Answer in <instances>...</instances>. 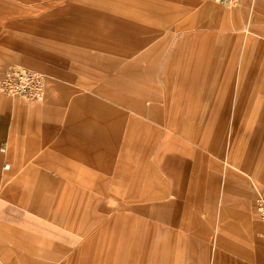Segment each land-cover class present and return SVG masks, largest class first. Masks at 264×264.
I'll list each match as a JSON object with an SVG mask.
<instances>
[{
	"label": "rangeland",
	"instance_id": "374dc122",
	"mask_svg": "<svg viewBox=\"0 0 264 264\" xmlns=\"http://www.w3.org/2000/svg\"><path fill=\"white\" fill-rule=\"evenodd\" d=\"M72 1L79 0H0V83L13 67L32 69L45 78L44 92L39 98L7 96L0 92V117L9 113V128L5 132L15 133L13 136L21 141L23 150L31 148L30 140H37L44 151L63 135L70 101L79 93H59L62 86L86 83L95 88L102 81L98 70L88 69L91 62L86 56L95 59L98 55L93 45L88 47L82 40L65 39L64 36L58 39V33L67 28L84 27L79 20L87 15L85 12L62 8ZM91 1L98 3L100 0ZM109 1L117 3L120 0ZM154 1L150 5L165 3L174 14L148 15V8L141 4H138L139 10L144 7L142 12L149 16V26L161 31L158 38L166 37L168 31L169 35L167 33L158 54L146 61L152 66L149 77L134 84L164 99L161 103L164 108L158 113L164 120L160 125L164 126L157 127L152 122L148 129L138 127L136 122L124 121L119 136L126 143L124 153L142 156L143 152L131 142H153L155 129L162 132L155 136L159 146L174 144L175 149L166 154L174 155L175 159L166 162L165 167L169 169L164 171L167 174L173 170L176 179H185L184 239L179 249L189 253V249L206 250L202 264H264V221L254 204L258 195L264 197V103L256 108L246 107L247 114L238 129L233 124L236 93L231 110L227 113L225 110L229 72L233 71L236 76L233 91H238V76L246 59L250 67L255 62L259 66L256 59L260 58L264 68V0H242L236 4H219L213 0H159L160 4ZM206 4L238 10L246 16L208 13L203 9ZM178 9L182 12L177 15ZM178 23L184 25L182 31L176 33ZM246 28L251 29L248 35L244 31ZM195 32L196 47L191 48L187 38ZM251 39L258 40L259 47ZM177 50L181 56L173 54ZM28 57L36 62L27 60ZM94 61L98 64L96 59ZM192 61H195L193 78L190 77ZM59 71H69L72 79L60 76ZM165 73L175 76L163 81ZM136 91L118 89L115 92L136 97ZM258 93L264 100V88ZM64 97L67 104L57 114ZM35 108L37 112L33 111ZM15 110L22 111L19 121L25 126L17 133L14 130L17 119L10 118ZM8 145V142H0V154L5 155L12 149ZM150 150L154 153L152 148ZM64 153L69 154L55 151L56 156ZM116 154L118 156L119 152ZM55 161L48 166L41 163L42 166L30 167L12 157L0 158V264L50 263L51 249L60 263L62 255L58 252L61 249L54 248L55 239L80 236L65 225L54 226L56 172H68L63 164ZM80 168L88 170L76 161L74 170ZM43 172L49 177V184L43 180L39 184H29L28 176L36 178ZM175 186L176 183L171 185ZM99 202L107 207L117 205L114 200H105L103 195L96 200H86L84 208L92 219L83 224L77 221V226L85 230L93 224L95 204ZM78 203L75 209L79 208ZM72 204L70 200V209ZM239 249H247L251 254L246 255ZM97 252L98 249L90 250L92 255Z\"/></svg>",
	"mask_w": 264,
	"mask_h": 264
},
{
	"label": "crops",
	"instance_id": "0c3cea01",
	"mask_svg": "<svg viewBox=\"0 0 264 264\" xmlns=\"http://www.w3.org/2000/svg\"><path fill=\"white\" fill-rule=\"evenodd\" d=\"M154 2L120 0L113 3L100 0L95 3L91 0H79L62 7L81 9L87 15L79 20L84 23V27L75 30L67 28L58 33V39L64 36L65 39L82 40L88 47L93 45L98 53L95 58L98 64L87 55L86 60L91 62L88 69L98 70L99 79L102 81L95 88H90L86 83L75 87H61L59 93L79 95L70 101L67 124L56 144L42 151V143L30 140L31 148L23 150L21 141L13 136L15 133L12 135L5 132L9 128V113L6 112L4 117H0V142H8V146L12 148L5 155L0 154V158L12 157L21 165L27 163L30 167L41 163L48 166L58 160L68 171L56 172L58 183L54 186V226L65 225L80 236L55 239L54 248L61 249L58 254L62 255V261H56L54 249H51V262L42 264H202L206 258V250L189 249V253L185 249H179V244L184 239L185 179H176L173 170H169L167 174L164 171L169 169L168 166L165 167L166 162L175 159L174 155L166 154L172 151V148L175 149L174 144H170V147L164 144L159 146L155 136H160L162 132L155 129L152 131L153 142H131L143 155L130 156L124 153L127 151L126 143L119 137L126 120L148 129L152 122L154 126H164L160 125L164 120L158 114L164 108L161 105L164 99L153 96L144 89H138L135 85L140 79L145 81L149 77L152 66L147 65L146 61L158 54V49L169 35L168 31L166 37L158 38L161 31L149 26L148 15L174 14L169 5L160 4L159 0L157 2L160 5H150ZM138 4L148 8V15L142 12L144 7L139 10ZM203 9L218 15L246 16L244 12L225 10L212 4H206ZM184 11L187 12L186 9ZM180 12L182 11L178 9L175 13L178 15ZM140 14L145 17L139 16ZM191 17L193 18V14ZM183 25L178 23L174 31L179 33ZM244 31L247 34L251 29L246 28ZM195 38L196 32L188 35V46L191 48L196 47ZM251 40L259 47L258 40ZM173 54L181 56L179 50ZM27 60L36 62V59L31 57ZM256 60L259 66L255 62V65L250 67L247 65L248 60H245L246 65L238 76V91H233L236 78L234 72L230 71L227 75L229 89L225 97V110L226 113L231 110L236 93L233 107V124L236 129L247 114L246 107L256 108L264 103L258 93V90L264 88V68L260 65L262 59ZM194 64L195 61L190 64L191 78L195 76ZM58 73L64 78L72 79L69 71ZM169 76L175 75L165 73L161 80L166 81ZM118 89H126L132 93L137 90L136 97H132L133 94L115 92ZM65 104L67 101L64 97L58 105L57 114ZM37 110L38 108L33 109L34 112ZM19 112L22 113L21 110L10 113L11 119H17V124H13L16 133L25 128L19 121ZM10 128L12 129V126ZM55 151L68 152L69 154L59 156L72 160L62 161L55 155ZM116 152H119L118 156ZM76 161L88 170H74ZM28 177L31 179V185L39 184L42 180L49 184V177L44 172L36 178L33 175ZM162 183L170 187H164ZM174 183L176 186L171 187ZM99 195L105 196V200H114L117 205L113 208L100 202L96 203L93 224L84 230V227L77 226V221L83 224L92 219L90 212L84 208L85 201L96 200ZM70 200H73L71 209L68 206ZM77 202L79 208L75 209ZM91 249H98L97 254L92 255ZM239 250L246 255L251 254L247 249Z\"/></svg>",
	"mask_w": 264,
	"mask_h": 264
},
{
	"label": "built area",
	"instance_id": "2783aa9c",
	"mask_svg": "<svg viewBox=\"0 0 264 264\" xmlns=\"http://www.w3.org/2000/svg\"><path fill=\"white\" fill-rule=\"evenodd\" d=\"M219 4H236L242 0H213ZM45 88V78L40 72L25 67L11 68L0 83V92L7 96H22L30 99L42 96ZM255 210L264 221V197L258 195L255 199Z\"/></svg>",
	"mask_w": 264,
	"mask_h": 264
}]
</instances>
